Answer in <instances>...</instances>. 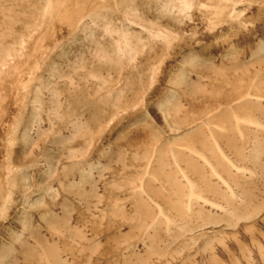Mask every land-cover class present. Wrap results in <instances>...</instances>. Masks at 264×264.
I'll use <instances>...</instances> for the list:
<instances>
[{
  "label": "rangeland",
  "instance_id": "374dc122",
  "mask_svg": "<svg viewBox=\"0 0 264 264\" xmlns=\"http://www.w3.org/2000/svg\"><path fill=\"white\" fill-rule=\"evenodd\" d=\"M0 264H264V0H0Z\"/></svg>",
  "mask_w": 264,
  "mask_h": 264
},
{
  "label": "bare ground",
  "instance_id": "6f19581e",
  "mask_svg": "<svg viewBox=\"0 0 264 264\" xmlns=\"http://www.w3.org/2000/svg\"><path fill=\"white\" fill-rule=\"evenodd\" d=\"M241 90V89H240ZM250 94V93H249ZM240 95H241V93H240ZM244 96V95H243ZM247 96V93L245 94V96H244V98ZM255 96V95H254ZM257 96V95H256ZM238 98V97H237ZM241 98H243V97H241ZM242 99H240L239 101H241ZM246 113V112H245ZM247 113H248V111H247ZM246 113V114H247ZM242 114V113H241ZM250 116V115H249ZM249 116H246L245 114L244 115H235L234 114V122H235V124L236 125H239L240 123H248V124H252V126L254 125V126H256V127H259L260 126V123L257 121V120H255L254 118H251V117H249ZM261 122V121H260ZM217 123H219V122H217ZM215 124V123H214ZM242 125V124H241ZM215 127L216 128H218L219 130L221 129V126H220V124L218 125V124H215ZM223 129V128H222ZM218 130V131H219ZM195 131V130H194ZM198 131V130H197ZM212 136V135H211ZM213 141V140H212ZM215 147H216V149H217V151L219 152V154H220V156L221 157H223L227 162H228V164L234 169V171L235 172H243V171H247L248 173H250L251 171H249L248 169H246V168H244V167H240V165L238 166V165H235L234 163H232L225 155H224V153L221 151V149L218 147V145H217V143L215 142ZM187 148V150H188V152L189 153H191V154H193V155H195L200 161H202V163L203 164H205L206 166H207V168H208V170H209V173L210 174H212V175H214L219 181H221L224 185H225V188L227 189V191H228V193L232 196V197H234L235 196V194H234V192H233V189L230 187V185H228L227 184V182L226 181H224L223 180V178L220 176V174H218V171H216L212 166H211V164L209 163V161H208V159L206 158V156L203 154V153H201V152H199L198 150H196V149H194V148H192V147H186ZM191 161V160H190ZM226 162V163H227ZM183 176H184V174H182ZM185 181H186V183H187V185H188V187H189V190H188V196H189V200H194V199H200V200H202L203 202H206V203H208L209 205H211V207L212 206H214V208L215 207H217V208H220V209H222L223 211L226 209L224 206H222L220 203H217V201H214L213 199H210L209 197H207V196H205V195H203L202 193L200 194V193H197L196 191H195V189H193V187H192V185H191V183H190V181L188 180V179H186L185 178ZM242 197V196H241ZM157 209H158V212L160 213L161 211V209L159 208V207H157ZM227 211H229V210H227ZM161 214V213H160ZM232 214V213H231ZM234 214V213H233ZM246 214H248V213H246ZM235 216V215H234ZM237 216V215H236ZM236 216L234 217V218H236ZM237 219V218H236ZM167 221V220H166ZM259 249V248H258ZM249 252V251H248ZM248 255H249V253H248ZM250 263V262H249Z\"/></svg>",
  "mask_w": 264,
  "mask_h": 264
}]
</instances>
